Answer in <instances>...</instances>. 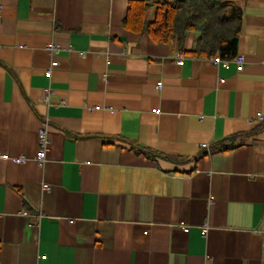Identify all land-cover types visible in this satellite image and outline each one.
Here are the masks:
<instances>
[{
	"label": "crops",
	"instance_id": "1",
	"mask_svg": "<svg viewBox=\"0 0 264 264\" xmlns=\"http://www.w3.org/2000/svg\"><path fill=\"white\" fill-rule=\"evenodd\" d=\"M131 1L0 0V264H264V0H225L243 69Z\"/></svg>",
	"mask_w": 264,
	"mask_h": 264
},
{
	"label": "trees",
	"instance_id": "2",
	"mask_svg": "<svg viewBox=\"0 0 264 264\" xmlns=\"http://www.w3.org/2000/svg\"><path fill=\"white\" fill-rule=\"evenodd\" d=\"M124 25L136 33H149L158 42L174 37L179 45L195 32L194 57L210 59L219 54L223 60H232L238 54L243 11L235 2L225 0H132ZM263 128L264 121L249 134H258ZM237 140V135L229 137L214 145L211 152L233 149Z\"/></svg>",
	"mask_w": 264,
	"mask_h": 264
},
{
	"label": "built area",
	"instance_id": "3",
	"mask_svg": "<svg viewBox=\"0 0 264 264\" xmlns=\"http://www.w3.org/2000/svg\"><path fill=\"white\" fill-rule=\"evenodd\" d=\"M50 51L52 53H56L60 50V47L57 45H50ZM213 62L215 64H220L223 63L225 66L229 64V62L234 61L238 64V66L240 67V69H243L244 65H245V55L238 53L234 59L232 60H223L220 55H216L212 58ZM179 64H183L184 63V58L181 55V58L178 61ZM48 76H51L52 74V70L48 69L45 73ZM158 87H162V82H158ZM49 92H51L50 89H48ZM260 121H264V115L260 114ZM48 127H49V123L48 121H45L43 128L39 131V151L37 153V161L41 166H44L45 163L48 160V152H49V145H50V141H49V133H48ZM203 146H207L206 144H204ZM16 162L18 163H23L27 161V157L25 155H22L16 159H14ZM44 188L45 189H49L50 187L46 184H44ZM187 230V229H186Z\"/></svg>",
	"mask_w": 264,
	"mask_h": 264
}]
</instances>
